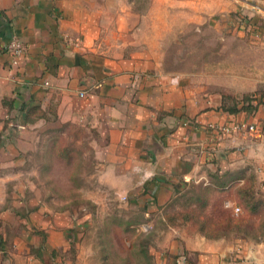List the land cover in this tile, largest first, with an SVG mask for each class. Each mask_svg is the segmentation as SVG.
Segmentation results:
<instances>
[{
	"label": "crops",
	"instance_id": "1",
	"mask_svg": "<svg viewBox=\"0 0 264 264\" xmlns=\"http://www.w3.org/2000/svg\"><path fill=\"white\" fill-rule=\"evenodd\" d=\"M223 9H234L235 23L246 10L264 16V0H0V137L8 141L0 164L20 148L12 142L20 131L5 128L7 121L31 133L36 122L52 119L82 131L90 148L99 191L86 199L96 211L119 201L139 217L130 228L160 218L188 185H212L229 171L234 181L224 187L251 176L264 193V105L228 112L220 94L162 66L176 23L202 24ZM11 36L24 45L14 66L5 50ZM32 105L44 117L26 123ZM234 121L255 130L219 131ZM7 180L0 177V185ZM33 201L22 212L0 207V264H98L94 243L83 242L89 213L87 221L74 220ZM148 252L153 264H264V236L208 239L168 226Z\"/></svg>",
	"mask_w": 264,
	"mask_h": 264
},
{
	"label": "rangeland",
	"instance_id": "2",
	"mask_svg": "<svg viewBox=\"0 0 264 264\" xmlns=\"http://www.w3.org/2000/svg\"><path fill=\"white\" fill-rule=\"evenodd\" d=\"M255 11L239 12L235 23L234 9L209 14L202 24L176 23L164 45L163 69L185 77L193 87L220 94L222 107L226 110L241 105L243 108L252 106L256 102L263 106L264 16ZM6 123H9L5 126L9 131H20L19 135L12 136L14 146L20 148L6 166L0 164V177L8 176L7 182L0 185V193H6L0 207L18 205L15 210L22 212L28 208V199H33L37 205L50 211L68 212L74 220L89 213L90 227L83 234V242L85 245L94 243L92 257L95 263H114L118 260L116 253L129 249L138 240L148 250L159 238L161 230L166 228L162 220L165 213L194 209L204 199L209 212H229L223 205L225 201L239 205L233 188L218 190L211 187L203 192L199 189L202 185L192 183L163 207L160 218L154 217L125 229L124 222L133 224L139 221L136 213L126 214L117 207L119 201H109L106 211H96L94 203L86 199L87 193L99 191V186L94 180L96 169L92 153L86 140L82 139V131L69 123H57L52 119L48 123L36 122L31 133H24L29 127L21 121ZM6 142L5 137H0V146ZM2 158L7 160L5 156ZM211 176L213 180L214 175ZM223 178L234 181V170L224 174ZM238 215H242V209ZM85 218L83 220L87 221ZM178 228L196 233L187 227ZM235 236L229 233L226 237ZM240 238L256 242L252 236Z\"/></svg>",
	"mask_w": 264,
	"mask_h": 264
},
{
	"label": "trees",
	"instance_id": "3",
	"mask_svg": "<svg viewBox=\"0 0 264 264\" xmlns=\"http://www.w3.org/2000/svg\"><path fill=\"white\" fill-rule=\"evenodd\" d=\"M251 21V20H250ZM251 21L250 23H252ZM256 102L252 106H243L227 110L228 112H242V110L253 111L261 103ZM263 103V102H262ZM246 107V108H245ZM43 113L38 105L27 107L25 111L24 121L26 123L33 122L34 119L43 118ZM235 122V121H234ZM236 182L226 185L225 181L217 180L212 185L199 186L201 191H207L211 187L218 190H225L233 188L234 197L239 205L242 215L233 214L230 209L229 212L214 210L206 211L207 200L201 202V205L182 212H168L163 214L162 220L165 227H187L195 230L196 233L208 239L224 238L229 233L240 237L252 236L259 242L264 236V193L261 192L258 183L253 177H246L241 184ZM125 229L130 222H124ZM118 260L115 262H108L107 264H153L152 258L147 250L146 245L142 241H136L129 249H124L120 253H116Z\"/></svg>",
	"mask_w": 264,
	"mask_h": 264
},
{
	"label": "built area",
	"instance_id": "4",
	"mask_svg": "<svg viewBox=\"0 0 264 264\" xmlns=\"http://www.w3.org/2000/svg\"><path fill=\"white\" fill-rule=\"evenodd\" d=\"M63 39L69 44L75 45L77 43V40H72L70 38H67L66 36H64ZM5 50L8 54L9 65L14 66L17 63L18 57H20L24 52V45L16 36H11L9 41L5 44ZM78 95L83 96V92H79ZM240 130L253 132L255 130V127L252 124H248L243 121H235L230 125L219 127V131L223 134H227L229 132H237ZM124 199L125 197H122V200ZM223 205L225 208L230 209L233 214H237L240 212L239 207L230 201H225Z\"/></svg>",
	"mask_w": 264,
	"mask_h": 264
}]
</instances>
